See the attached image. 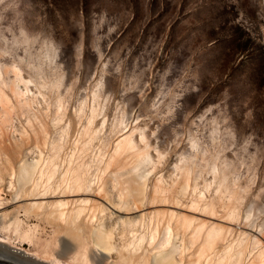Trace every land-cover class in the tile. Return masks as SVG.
Returning <instances> with one entry per match:
<instances>
[{
	"label": "rangeland",
	"instance_id": "1",
	"mask_svg": "<svg viewBox=\"0 0 264 264\" xmlns=\"http://www.w3.org/2000/svg\"><path fill=\"white\" fill-rule=\"evenodd\" d=\"M15 76L30 118H63L44 157L51 142L60 160L71 157L78 122L91 115V165L138 126L148 169L167 181L188 165L205 198L223 178L235 228L264 233V0H0V81ZM0 240L49 263L96 264L81 239L61 254L58 235L32 218L0 221Z\"/></svg>",
	"mask_w": 264,
	"mask_h": 264
},
{
	"label": "bare ground",
	"instance_id": "2",
	"mask_svg": "<svg viewBox=\"0 0 264 264\" xmlns=\"http://www.w3.org/2000/svg\"><path fill=\"white\" fill-rule=\"evenodd\" d=\"M16 79L0 81V221L24 216L49 225L61 254L81 239L96 264H264V233L235 228L236 197L223 178L207 198L196 182L191 189L188 165H174L175 176L163 181L157 167L147 168L150 142L138 126L111 139L91 165L85 158L97 134L91 115L77 124L81 141L72 145L78 152L60 160L61 143L51 142L44 157L48 136L63 118L46 111L30 118L28 89H19ZM11 206L13 213L4 211ZM58 261L0 240L3 264Z\"/></svg>",
	"mask_w": 264,
	"mask_h": 264
},
{
	"label": "water",
	"instance_id": "3",
	"mask_svg": "<svg viewBox=\"0 0 264 264\" xmlns=\"http://www.w3.org/2000/svg\"><path fill=\"white\" fill-rule=\"evenodd\" d=\"M0 264H3V263L0 262Z\"/></svg>",
	"mask_w": 264,
	"mask_h": 264
}]
</instances>
